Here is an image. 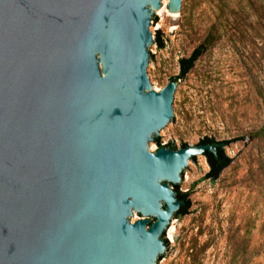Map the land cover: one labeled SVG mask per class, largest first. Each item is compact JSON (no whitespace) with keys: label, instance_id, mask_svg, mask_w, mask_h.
<instances>
[{"label":"water","instance_id":"95a60500","mask_svg":"<svg viewBox=\"0 0 264 264\" xmlns=\"http://www.w3.org/2000/svg\"><path fill=\"white\" fill-rule=\"evenodd\" d=\"M0 0V264H159L181 177L153 26L184 0ZM161 257L157 260L158 256Z\"/></svg>","mask_w":264,"mask_h":264},{"label":"rangeland","instance_id":"374dc122","mask_svg":"<svg viewBox=\"0 0 264 264\" xmlns=\"http://www.w3.org/2000/svg\"><path fill=\"white\" fill-rule=\"evenodd\" d=\"M157 30L163 46L150 45L155 89L178 75L179 58L208 35L177 79L178 121L160 143L226 139L230 158L215 179L206 175L204 155L184 172L179 190L190 206L165 233L169 249L159 264H264V0H184L180 16L158 14L153 37Z\"/></svg>","mask_w":264,"mask_h":264},{"label":"trees","instance_id":"16d2710c","mask_svg":"<svg viewBox=\"0 0 264 264\" xmlns=\"http://www.w3.org/2000/svg\"><path fill=\"white\" fill-rule=\"evenodd\" d=\"M208 35H205L204 40L206 39ZM154 40L157 44L158 47L163 46L162 39L160 37V32L159 30L156 31ZM201 43V45L196 46L187 56H182L179 58V73L178 75L174 76L176 79L182 78L185 76V74L192 68L194 61L198 58V56L204 51L205 49V41ZM151 56V53H150ZM204 139H208L212 142H215V139L213 137H204L200 140L202 143ZM155 142L157 143L158 147L161 146L162 144L160 143L159 137H156ZM216 142H220L221 144L229 142L228 140H219ZM164 146H171L173 148H176L175 145L172 144H163ZM186 144H182L184 146ZM204 156L206 157V160L209 164V170L207 171L206 175L207 177H210L212 179H215L218 177L222 169L227 166L230 162V158L225 154L224 149L221 146L216 147L215 152L211 151H204ZM195 155L191 156V159H194ZM173 189L176 191V197L178 199L183 200V203L179 206L176 212H174L173 215L175 216H180L185 213H187V209L190 206V200L187 198V192L186 191H181L178 188V184H172ZM164 237V233H163ZM164 241L166 244H168L167 239L164 237ZM161 257V255L158 256L157 260Z\"/></svg>","mask_w":264,"mask_h":264},{"label":"flooded vegetation","instance_id":"af4514ba","mask_svg":"<svg viewBox=\"0 0 264 264\" xmlns=\"http://www.w3.org/2000/svg\"><path fill=\"white\" fill-rule=\"evenodd\" d=\"M216 141H219V140L215 139V142H212V141H210L208 139H204V141L202 143H215L216 147L221 146L223 149L229 143V142H227V143L221 144L220 142H216Z\"/></svg>","mask_w":264,"mask_h":264},{"label":"bare ground","instance_id":"6f19581e","mask_svg":"<svg viewBox=\"0 0 264 264\" xmlns=\"http://www.w3.org/2000/svg\"><path fill=\"white\" fill-rule=\"evenodd\" d=\"M164 1H165V4H166L167 1L166 0H164ZM166 10H167V15H170V16H173V17L177 16V14L175 12H171L167 8H166ZM169 230H171V229H169Z\"/></svg>","mask_w":264,"mask_h":264},{"label":"built area","instance_id":"2783aa9c","mask_svg":"<svg viewBox=\"0 0 264 264\" xmlns=\"http://www.w3.org/2000/svg\"><path fill=\"white\" fill-rule=\"evenodd\" d=\"M163 145V144H162Z\"/></svg>","mask_w":264,"mask_h":264}]
</instances>
